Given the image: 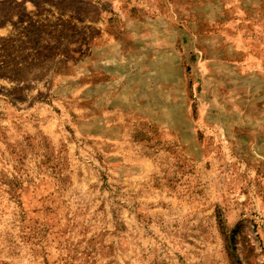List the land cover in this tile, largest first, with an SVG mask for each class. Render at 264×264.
Masks as SVG:
<instances>
[{
    "label": "rangeland",
    "instance_id": "rangeland-1",
    "mask_svg": "<svg viewBox=\"0 0 264 264\" xmlns=\"http://www.w3.org/2000/svg\"><path fill=\"white\" fill-rule=\"evenodd\" d=\"M0 264H264V0H0Z\"/></svg>",
    "mask_w": 264,
    "mask_h": 264
}]
</instances>
